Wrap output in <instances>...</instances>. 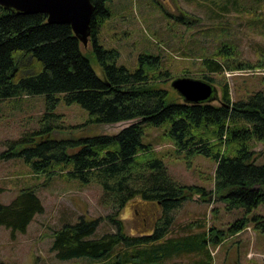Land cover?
Returning a JSON list of instances; mask_svg holds the SVG:
<instances>
[{
    "label": "trees",
    "instance_id": "1",
    "mask_svg": "<svg viewBox=\"0 0 264 264\" xmlns=\"http://www.w3.org/2000/svg\"><path fill=\"white\" fill-rule=\"evenodd\" d=\"M108 1L112 0H91V52L83 50L85 46L69 23L50 22L44 12L18 13L0 5V100L23 94L44 96L39 127L9 140L0 157L18 155L35 171L50 174L58 167L69 178L100 184L101 201L112 208L106 217L114 230L97 234L100 217L80 215L74 221H64L51 234L50 249L57 258H84L88 264H160L193 254L196 264H211L208 245L220 240L222 229L212 225L192 230V222L185 223L182 233L172 229V211L191 192L205 195V187L174 179L162 156L142 137L147 126L161 127L176 152L212 158L211 190L226 208L245 212L229 224L228 233L249 221L263 228L262 216L253 213L249 217L247 212L264 202V148H255L257 142L264 144V73L261 87L236 98H232L227 81L221 84L216 101L187 102L179 94V98L173 96L164 86L173 76L159 52L140 51L131 68L117 63L120 51L116 46L100 42L101 27L112 14ZM227 1L218 4L219 9H226ZM182 15L188 23L194 19ZM234 54L233 43L221 41L211 53L199 55L198 76L213 82V74L225 69L264 70V57L251 63L236 59ZM90 55L100 73L92 67ZM60 101L79 103L88 111V120L95 123L138 119L112 134L57 138L51 134L60 126L55 112ZM3 188L0 185V193ZM135 197L154 202L160 209L150 233L124 230L119 215ZM43 209L36 189L23 186L8 202L0 201V225L12 235L23 232Z\"/></svg>",
    "mask_w": 264,
    "mask_h": 264
},
{
    "label": "rangeland",
    "instance_id": "2",
    "mask_svg": "<svg viewBox=\"0 0 264 264\" xmlns=\"http://www.w3.org/2000/svg\"><path fill=\"white\" fill-rule=\"evenodd\" d=\"M224 1L215 0L216 4L210 0L108 1L112 14L101 27L100 42L116 46L120 51L117 63L131 68L137 64L140 51L159 52L173 77H199V55L211 53L223 40L233 43L236 59L256 62L264 57V0H228L226 9H219L218 4ZM181 12L194 19L188 23L185 16H180ZM203 29L208 31H201ZM84 46V51H92L89 39ZM90 58L92 67L100 73L95 57L90 55ZM262 73L264 70L259 67L225 69L213 74L216 79L212 83L219 97L221 84L227 81L232 98H236L261 87ZM173 77L164 86L179 98L170 85ZM43 110L42 93L0 100V154L9 147V140L39 127ZM55 112L59 114L56 122L60 126L51 135L57 138L112 134L138 119L95 123L88 120V111L77 102L60 101ZM142 139L152 143L153 150L162 156L174 179L185 184L203 185L206 189L205 195L191 192L190 197L172 211V229L177 234L182 233L187 222H192V230L212 225L222 229L225 234H220V240L208 245L211 264H264V227L259 228L254 221H249L236 232L226 230L245 212L242 208H226L211 190L215 161L198 153L186 157L182 152H176L173 141L164 135L161 127L147 126ZM255 148L261 150L264 144L257 142ZM54 169L48 174L44 170L35 171L21 156L0 157V185L4 187L0 201L8 202L21 187L33 186L44 206L23 232L12 235L9 228L0 225V264H88L84 258H57L50 249L52 230L80 215L100 217L97 234L114 230L111 220L106 217L112 208L101 201L100 184L96 181L82 183L67 177L62 169ZM159 212L156 203L135 197L126 202L119 216L123 217L125 232L150 233ZM253 213L260 214L264 221V202L247 215L250 217ZM196 257L182 254L160 264H196Z\"/></svg>",
    "mask_w": 264,
    "mask_h": 264
},
{
    "label": "water",
    "instance_id": "3",
    "mask_svg": "<svg viewBox=\"0 0 264 264\" xmlns=\"http://www.w3.org/2000/svg\"><path fill=\"white\" fill-rule=\"evenodd\" d=\"M0 5L18 13L44 12L50 22L69 23L73 33L86 45L90 36L91 0H0ZM170 85L187 102L218 98L216 86L208 80L189 75L171 79Z\"/></svg>",
    "mask_w": 264,
    "mask_h": 264
}]
</instances>
